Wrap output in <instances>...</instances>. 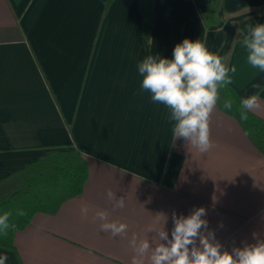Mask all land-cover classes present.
Masks as SVG:
<instances>
[{
    "label": "crops",
    "instance_id": "1",
    "mask_svg": "<svg viewBox=\"0 0 264 264\" xmlns=\"http://www.w3.org/2000/svg\"><path fill=\"white\" fill-rule=\"evenodd\" d=\"M206 9L205 0H155L146 40L139 0H0V181L61 144L89 166L80 195L56 214H36L15 249L0 247L6 264H132L133 235L155 246L149 226L166 217L171 239L173 213L199 207L222 251L264 240V154L240 124L216 105L212 147L200 152L174 139L169 109L140 87L137 64L148 55L171 59L185 38L206 40L236 66L241 98L259 92L252 112L264 119V90L252 87L264 88V73L242 47L246 26L264 24V0H222L223 19L210 28ZM109 191L123 208L113 209ZM97 211L127 224L126 234L102 231Z\"/></svg>",
    "mask_w": 264,
    "mask_h": 264
},
{
    "label": "clouds",
    "instance_id": "2",
    "mask_svg": "<svg viewBox=\"0 0 264 264\" xmlns=\"http://www.w3.org/2000/svg\"><path fill=\"white\" fill-rule=\"evenodd\" d=\"M242 47L247 64L264 73V24L246 26ZM137 70L142 76L141 89L151 94L152 102L169 109L168 119L174 122V139L182 138L200 152H207L212 147L210 117L220 100L219 90L233 82L236 66L229 68L227 57L210 51L206 40L185 38L175 45L171 59L159 54L148 55L137 64ZM252 87L264 90L260 83ZM223 107L231 111L233 102L225 100ZM260 107L259 92L242 98L238 109L240 120L246 122L248 112ZM107 196L114 202L113 209L124 207L123 196L117 199L111 191ZM88 211L87 205L81 207L83 215ZM206 214L203 207L195 208L187 216L173 213L171 239L165 230L166 217L162 224L149 226L147 231L159 240L155 246L150 239L137 240L133 235L130 241L135 253L132 264H144L145 259L149 264H264V240L242 248L233 247L231 252L222 251V245L208 230V221L203 218ZM11 215V212L0 214V235L7 236L10 229L15 231L16 225L9 222ZM17 215L27 213L18 210ZM108 217L107 211L95 213V218L102 221V231L110 232L113 237L126 234L127 224L110 221ZM7 259L6 254L0 255V264H6Z\"/></svg>",
    "mask_w": 264,
    "mask_h": 264
},
{
    "label": "trees",
    "instance_id": "3",
    "mask_svg": "<svg viewBox=\"0 0 264 264\" xmlns=\"http://www.w3.org/2000/svg\"><path fill=\"white\" fill-rule=\"evenodd\" d=\"M112 1L106 0V7ZM205 2L207 9L202 18L206 28L220 24L222 0ZM139 8L143 34L148 40L156 20L155 0H139ZM219 94L217 106L240 124L251 143L264 154V119L249 111V119L240 120L238 109L242 98L231 84L220 89ZM225 100L233 102L231 111L223 107ZM54 147L44 157L0 181V214L11 212L9 222L16 225L15 231L10 229L7 236L0 235V247L15 249L16 233L29 225L36 214H56L64 202L83 192L89 177L86 156L70 144ZM18 210H24L27 215H17Z\"/></svg>",
    "mask_w": 264,
    "mask_h": 264
}]
</instances>
